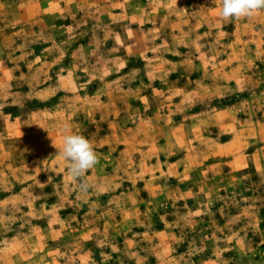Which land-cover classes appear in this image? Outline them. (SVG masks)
Segmentation results:
<instances>
[{
	"label": "rangeland",
	"instance_id": "rangeland-1",
	"mask_svg": "<svg viewBox=\"0 0 264 264\" xmlns=\"http://www.w3.org/2000/svg\"><path fill=\"white\" fill-rule=\"evenodd\" d=\"M218 2L0 0V264H264V16Z\"/></svg>",
	"mask_w": 264,
	"mask_h": 264
},
{
	"label": "clouds",
	"instance_id": "clouds-1",
	"mask_svg": "<svg viewBox=\"0 0 264 264\" xmlns=\"http://www.w3.org/2000/svg\"><path fill=\"white\" fill-rule=\"evenodd\" d=\"M220 6L222 19L239 20L264 10V0H220ZM65 132L59 154L69 162V174L80 180V189L86 193L93 187L86 179V173L98 164V155L89 139L81 134L68 133L67 128Z\"/></svg>",
	"mask_w": 264,
	"mask_h": 264
},
{
	"label": "crops",
	"instance_id": "crops-1",
	"mask_svg": "<svg viewBox=\"0 0 264 264\" xmlns=\"http://www.w3.org/2000/svg\"><path fill=\"white\" fill-rule=\"evenodd\" d=\"M204 1H206V0H204ZM185 8V10H187L188 9V5H184L183 7L181 6V7H179V6H175L174 8H172V12H177V11H182V9H184ZM216 10H217V14H219L218 16L219 17H221L220 16V12H221V6H220V2H218L217 3V6H216ZM211 12V11H210ZM180 13V12H179ZM189 13V12H188ZM188 13H186V14H188ZM183 14V13H182ZM188 16V15H187ZM255 16L256 17H259V16H264V10H261V11H258V12H256L255 13ZM251 19L249 18L248 19V21L246 22V23H243V24H245V25H242L241 23L242 22H240V23H238V24H234L233 26H230V27H233V33L234 32H236V29H237V27H250L249 25H250V21ZM172 21H174V22H176V23H174V24H172L170 27H184L183 25H184V23L182 22V24L183 25H179L180 23H178V21H180V20H178V19H176V18H173L172 19ZM178 23V24H177ZM187 24V23H186ZM187 27H191L190 25H187ZM200 27H203V25H200ZM205 27H210V25H205ZM237 41L236 40H233V39H231V40H229L228 42H227V44H226V47H236V43ZM263 42V44H264V41H262ZM257 45V44H256ZM259 47V49H261V48H263L264 46L263 45H257V48ZM225 53L226 54H229L230 52H228L227 50L225 51Z\"/></svg>",
	"mask_w": 264,
	"mask_h": 264
}]
</instances>
